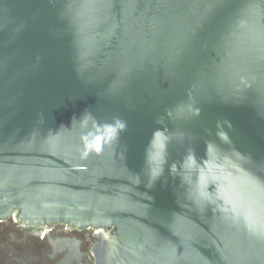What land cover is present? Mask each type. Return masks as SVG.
<instances>
[{
	"label": "water",
	"instance_id": "95a60500",
	"mask_svg": "<svg viewBox=\"0 0 264 264\" xmlns=\"http://www.w3.org/2000/svg\"><path fill=\"white\" fill-rule=\"evenodd\" d=\"M10 216L105 229L94 264H264V0H0Z\"/></svg>",
	"mask_w": 264,
	"mask_h": 264
},
{
	"label": "flooded vegetation",
	"instance_id": "af4514ba",
	"mask_svg": "<svg viewBox=\"0 0 264 264\" xmlns=\"http://www.w3.org/2000/svg\"><path fill=\"white\" fill-rule=\"evenodd\" d=\"M105 229L66 222L23 225L0 220V264H94L92 246Z\"/></svg>",
	"mask_w": 264,
	"mask_h": 264
},
{
	"label": "clouds",
	"instance_id": "9594fccd",
	"mask_svg": "<svg viewBox=\"0 0 264 264\" xmlns=\"http://www.w3.org/2000/svg\"><path fill=\"white\" fill-rule=\"evenodd\" d=\"M117 127L122 128V127H123V124L120 123V122H117ZM113 131H114V129L109 128V132H110V133L113 132Z\"/></svg>",
	"mask_w": 264,
	"mask_h": 264
}]
</instances>
